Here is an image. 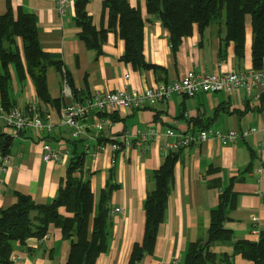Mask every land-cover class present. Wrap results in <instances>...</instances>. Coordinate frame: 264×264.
Segmentation results:
<instances>
[{
  "label": "crops",
  "instance_id": "obj_1",
  "mask_svg": "<svg viewBox=\"0 0 264 264\" xmlns=\"http://www.w3.org/2000/svg\"><path fill=\"white\" fill-rule=\"evenodd\" d=\"M59 1L0 0V16L9 7L15 14L21 9L36 15L43 50L61 58L69 77L68 81L60 71L49 69L48 87L53 101L45 103L39 98L33 79L27 75L20 80L16 69L13 70L10 100L24 110L37 103L53 128L48 133L26 130L18 134L0 122V136L10 140L6 154L10 157L9 168L7 171L0 168V209L18 201L16 192L31 196L38 203L51 202L67 178L71 159L84 155V170L90 174L96 199L108 185L114 186L110 203L114 221L110 246L96 264H130L134 245L144 239V200L151 188L148 177L166 158L163 148L169 140L167 130L172 128L176 134L192 135L204 129L257 128L256 133L239 138L233 145L223 146L219 140L209 139L199 146L181 149L154 253L139 264H184L187 245L207 239L211 212L219 206L220 194L229 188L235 199L226 225L234 230L236 239L257 242L260 232L264 231V85L256 86L251 92L242 88L236 94L200 93L193 98L174 94L145 108L92 115L86 120L90 130L79 139L73 138L69 127L59 123L61 109L76 97L74 90L83 100L96 93L143 92L160 82L180 80L189 71L206 74L256 71L252 57V17L247 15L245 19L244 57L237 55L233 41L226 40L227 30L221 23H214L203 32L194 25L192 34L184 37L174 51L170 32L160 19L148 13L146 0H129L144 19V56L155 67L146 69L122 59L126 42L118 30L108 32L98 55L79 37L77 0H72L74 7L67 14L60 13ZM87 11L98 30L109 28L104 0H89ZM65 81L73 96L64 93ZM98 122L105 124L100 135L92 128ZM152 127L158 135L147 149L134 143L137 135ZM127 137L134 144L125 152L115 154V164L111 163L110 152L96 159L88 154L102 143L123 141ZM43 141L54 149L65 148L69 156L60 164L45 161ZM118 208L121 213L115 212ZM60 213L72 216L64 207ZM216 249L232 252L233 247L219 244ZM70 252V241L52 224L42 241L33 238L26 244H16L12 258H16L13 264H65ZM236 263L252 264L241 255L236 257Z\"/></svg>",
  "mask_w": 264,
  "mask_h": 264
},
{
  "label": "trees",
  "instance_id": "obj_2",
  "mask_svg": "<svg viewBox=\"0 0 264 264\" xmlns=\"http://www.w3.org/2000/svg\"><path fill=\"white\" fill-rule=\"evenodd\" d=\"M88 2L77 0L75 4L76 22L81 29L79 37L87 46L101 54L108 32L118 30L126 42L122 59L137 68H155L147 63L144 56V19L139 9L132 7L129 0H104L110 26L98 30L87 11ZM146 4L148 13L160 19L170 32L174 51L178 50L184 37L192 34L194 25L203 32L212 24L221 23L227 30L226 40L233 41L237 55L244 57L245 19L250 15L254 68H264V0H146ZM50 68L60 71L69 81L61 58L42 48L36 15L21 9L15 14L9 7L0 16V97L6 106L14 105L10 100V89L15 69L20 80L27 75L33 79L42 102L53 101L48 87ZM74 94L79 101L85 100L80 99L75 90ZM0 137L3 139L2 152L6 155L10 140L4 135ZM180 151L167 155L160 168L149 173L151 188L144 200V239L134 245L130 264H139L144 257L154 253L158 231L168 209ZM84 166V155L71 159L67 178L51 202L38 203L31 196L16 192L18 201L0 209V264H13L12 253L16 244L45 238L52 224L71 243V252L65 264H96L98 257L110 246L114 224L110 203L114 186L108 185L96 199L90 174ZM234 199L231 188L220 194V204L211 212L207 239L189 242L184 264H237L238 255L252 264H264V231L260 232L257 242L238 240L234 230L226 225ZM62 207L72 216L62 215ZM219 244L232 246V252H219L216 249Z\"/></svg>",
  "mask_w": 264,
  "mask_h": 264
},
{
  "label": "built area",
  "instance_id": "obj_3",
  "mask_svg": "<svg viewBox=\"0 0 264 264\" xmlns=\"http://www.w3.org/2000/svg\"><path fill=\"white\" fill-rule=\"evenodd\" d=\"M74 7L72 0H60L58 2V9L61 14H67ZM129 78V76H126ZM67 80V79H66ZM67 83V81H65ZM264 85V70H256L254 72H232V73H197L189 71L182 79L172 82H160L143 92H128L126 90H119L115 92L96 93L79 101L73 97L72 102L64 106L60 111V125L69 127L73 138L79 139L86 135L89 126L86 120L96 114H113L122 109H141L151 106L156 102H162L170 99L174 94H182L193 98L200 93H216L227 92L236 94L240 89L245 88L251 92L256 86ZM64 93L73 96L70 86L65 84ZM0 122L4 125L15 129L16 133L20 134L26 130H36L40 133H48L52 131L53 125L45 120L40 112L37 103L29 105L27 110L21 109L18 106L11 105L9 107L3 102L0 97ZM104 123L98 122L92 125L96 135H100L104 129ZM257 128L245 129L239 131L238 129L222 131L213 129H204L197 134L179 135L175 130L170 128L166 135L168 141L163 148L164 154L167 156L170 153H176L182 148L190 145L199 146L209 139H217L221 145L228 146L235 144L239 138L247 137L252 133H256ZM158 132L154 127L148 129L145 133H140L133 139L127 137L123 141L113 140L109 143L100 144L95 151H88V154L93 158L100 154L110 152L112 154L111 163H116L115 154L117 152L123 153L134 143L138 144L143 149H147L157 137ZM174 138V140H172ZM134 141V143H133ZM3 139L0 137V168L3 171L8 170L10 157L4 155L2 152ZM43 159L54 164L62 163L68 156L69 151L63 147L54 149L50 144L43 141ZM1 183V179H0ZM116 213H121V209H116ZM256 221L257 217H253ZM44 239V238H43ZM41 239L40 241H42ZM16 260L15 257L12 258Z\"/></svg>",
  "mask_w": 264,
  "mask_h": 264
},
{
  "label": "water",
  "instance_id": "obj_4",
  "mask_svg": "<svg viewBox=\"0 0 264 264\" xmlns=\"http://www.w3.org/2000/svg\"><path fill=\"white\" fill-rule=\"evenodd\" d=\"M1 133H2V127L0 126V135H1Z\"/></svg>",
  "mask_w": 264,
  "mask_h": 264
},
{
  "label": "rangeland",
  "instance_id": "obj_5",
  "mask_svg": "<svg viewBox=\"0 0 264 264\" xmlns=\"http://www.w3.org/2000/svg\"><path fill=\"white\" fill-rule=\"evenodd\" d=\"M7 130L9 129V128H6ZM10 129H11V127H10ZM14 131H15V129H13Z\"/></svg>",
  "mask_w": 264,
  "mask_h": 264
}]
</instances>
